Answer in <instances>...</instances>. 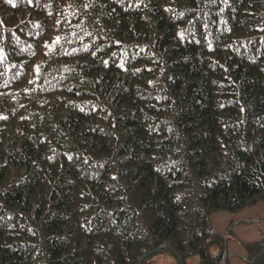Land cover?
Returning a JSON list of instances; mask_svg holds the SVG:
<instances>
[{
  "label": "trees",
  "instance_id": "1",
  "mask_svg": "<svg viewBox=\"0 0 264 264\" xmlns=\"http://www.w3.org/2000/svg\"><path fill=\"white\" fill-rule=\"evenodd\" d=\"M259 202L264 0H0V264H224Z\"/></svg>",
  "mask_w": 264,
  "mask_h": 264
},
{
  "label": "crops",
  "instance_id": "2",
  "mask_svg": "<svg viewBox=\"0 0 264 264\" xmlns=\"http://www.w3.org/2000/svg\"><path fill=\"white\" fill-rule=\"evenodd\" d=\"M210 219L213 228L221 233L227 231L230 221L233 222L229 234H235V238L232 240L227 238L224 264H252L247 259L244 243L258 241L264 237V202L235 213L219 211L212 214Z\"/></svg>",
  "mask_w": 264,
  "mask_h": 264
},
{
  "label": "rangeland",
  "instance_id": "3",
  "mask_svg": "<svg viewBox=\"0 0 264 264\" xmlns=\"http://www.w3.org/2000/svg\"><path fill=\"white\" fill-rule=\"evenodd\" d=\"M224 233V232H223ZM227 238H228V240H232L233 238H235V234H227L226 235V251H227ZM164 261V262H166L167 264H168V262L169 263H171V262H174V259H173V257L171 256V254H169V253H167V254H165V255H163L162 257H161V261ZM185 262H186V264H199V262H200V256L199 255H192V256H189L188 258H186L185 259Z\"/></svg>",
  "mask_w": 264,
  "mask_h": 264
},
{
  "label": "water",
  "instance_id": "4",
  "mask_svg": "<svg viewBox=\"0 0 264 264\" xmlns=\"http://www.w3.org/2000/svg\"><path fill=\"white\" fill-rule=\"evenodd\" d=\"M142 259H143V257H142V258H140V260H139V263H138V264H140V263H141Z\"/></svg>",
  "mask_w": 264,
  "mask_h": 264
}]
</instances>
